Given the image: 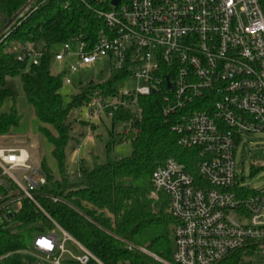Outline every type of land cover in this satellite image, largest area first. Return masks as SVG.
Segmentation results:
<instances>
[{
  "label": "built area",
  "instance_id": "built-area-1",
  "mask_svg": "<svg viewBox=\"0 0 264 264\" xmlns=\"http://www.w3.org/2000/svg\"><path fill=\"white\" fill-rule=\"evenodd\" d=\"M95 13L105 23L96 41L75 36L53 49L62 85L99 59L110 69L123 67L120 79L132 75L137 84L116 81L110 92L93 87L85 117L111 118L119 108L139 114L138 97L155 92L177 144L196 152L193 170L168 156L150 176L174 218L170 257L140 248L165 264H264V190L238 176L233 151L242 132L264 128L262 0H109ZM14 48L17 59L32 63L41 54L30 42ZM45 181L27 147L0 145V223L23 198L44 210L35 192ZM52 221L61 236L54 229L35 232L23 251L32 264H106Z\"/></svg>",
  "mask_w": 264,
  "mask_h": 264
},
{
  "label": "trees",
  "instance_id": "trees-1",
  "mask_svg": "<svg viewBox=\"0 0 264 264\" xmlns=\"http://www.w3.org/2000/svg\"><path fill=\"white\" fill-rule=\"evenodd\" d=\"M108 1L0 0V12L6 16L3 22L0 17V134L16 131L21 124L19 97L5 82L6 76L19 74L24 97L21 102L32 108L36 127L51 145L55 161V170L44 157L40 161L46 181L36 189L35 197L44 210L23 198L19 209L0 223V264H32L33 257L23 251L29 247L32 232L55 227L52 219L106 264L122 260L165 264L140 247L164 259L170 257L174 218L166 194L154 188L150 176L168 156H175L193 170L196 152L193 147L177 144L158 93L138 97L139 114L119 108L111 117V122L131 123L130 129L120 131L118 137L130 141L129 153L114 159L108 156L91 166L80 164L77 179L70 180L65 169L69 139L79 138L68 121L71 108L88 100L93 87L112 91L111 86L126 71L123 67L111 69L107 79L80 83L79 90L70 93L65 102L60 90L62 72H53L50 65L51 46L75 36L89 45L96 41L105 23L95 10L108 6ZM8 19L11 22L7 25ZM28 42L41 50L36 63L16 57L14 46ZM111 144L108 141L107 151Z\"/></svg>",
  "mask_w": 264,
  "mask_h": 264
},
{
  "label": "rangeland",
  "instance_id": "rangeland-1",
  "mask_svg": "<svg viewBox=\"0 0 264 264\" xmlns=\"http://www.w3.org/2000/svg\"><path fill=\"white\" fill-rule=\"evenodd\" d=\"M22 11H20V14ZM74 46V42H72ZM60 47V43L53 44L51 50ZM63 61L62 65L66 67ZM51 69L57 72L59 65L56 61L51 62ZM110 65L106 59H99L93 63V65L84 67L77 72L72 73V80L70 84H64L60 88L64 95V101H68L70 93L77 92L80 88V83L83 85L88 84L91 81L100 82L107 79L110 75ZM7 86H10L19 97L17 108L21 115V124L18 126V130H13L8 134H0V145H22L28 148L30 152V158L36 164L40 165V161L44 157L46 163L55 170V161L50 153L51 145L46 142L45 138L38 131L36 125L37 120L32 112V108L21 102L23 97V85L20 80L19 74L8 75L5 77ZM116 86H134L137 84V79L134 76H127L125 79H119L115 83ZM87 101V100H86ZM86 101H83L80 105L71 108V112L68 116V121L72 126V133L80 136V132L84 135H88L87 144H84V140L69 139L67 150V158L65 162V169L70 173V180L77 179L79 174L78 167L80 164L85 166H91L103 160L110 158H118V156L125 155L130 152L131 144L128 139L119 140L120 131L127 130L130 125L123 121L111 122V118L101 115L98 119H87L85 117V107L83 106ZM132 113V112H131ZM240 140L234 146V160L238 176L242 177V180L250 187L260 188L264 190V128L244 131L240 134ZM108 141H112L109 151L106 150ZM78 142H81L79 149L74 150V147ZM57 174V173H56ZM58 236H61L60 230L56 227L53 228ZM35 232H32L34 235ZM66 245L72 247L70 241H66ZM169 245L172 248L173 235L171 233L169 237ZM252 260H256L254 255L249 256Z\"/></svg>",
  "mask_w": 264,
  "mask_h": 264
},
{
  "label": "water",
  "instance_id": "water-1",
  "mask_svg": "<svg viewBox=\"0 0 264 264\" xmlns=\"http://www.w3.org/2000/svg\"><path fill=\"white\" fill-rule=\"evenodd\" d=\"M116 1L117 0H111V3H116ZM0 17H1V21L2 22L6 20V16L4 14H2L1 12H0ZM6 22H7V25H8L11 22V19H8Z\"/></svg>",
  "mask_w": 264,
  "mask_h": 264
},
{
  "label": "crops",
  "instance_id": "crops-1",
  "mask_svg": "<svg viewBox=\"0 0 264 264\" xmlns=\"http://www.w3.org/2000/svg\"><path fill=\"white\" fill-rule=\"evenodd\" d=\"M79 138H81V139L84 140V144H85V145L87 144L88 141H91V140H88V139H87V138H88V135L86 136V135H84V134H81V135L79 136Z\"/></svg>",
  "mask_w": 264,
  "mask_h": 264
}]
</instances>
